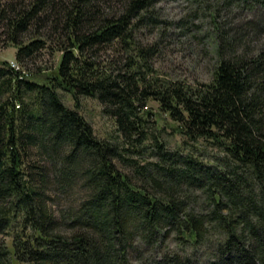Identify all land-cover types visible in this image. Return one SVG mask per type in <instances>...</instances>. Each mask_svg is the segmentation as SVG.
Listing matches in <instances>:
<instances>
[{
  "label": "trees",
  "instance_id": "16d2710c",
  "mask_svg": "<svg viewBox=\"0 0 264 264\" xmlns=\"http://www.w3.org/2000/svg\"><path fill=\"white\" fill-rule=\"evenodd\" d=\"M160 1L0 0L18 62L49 44L60 52L41 81L0 63V264H264V0H185L178 27L205 21L217 40L212 78L195 84L152 67L157 42L140 35L164 30ZM107 50L122 59L100 60ZM81 96L124 141L145 139L140 108L155 100L180 133L223 154L158 142L140 163L95 135ZM75 187L84 194L56 206Z\"/></svg>",
  "mask_w": 264,
  "mask_h": 264
},
{
  "label": "rangeland",
  "instance_id": "374dc122",
  "mask_svg": "<svg viewBox=\"0 0 264 264\" xmlns=\"http://www.w3.org/2000/svg\"><path fill=\"white\" fill-rule=\"evenodd\" d=\"M21 1L26 2L27 0ZM191 8L185 0H161L155 6V11L157 16L166 22L164 30L157 28L152 32H143V35H140L143 43L157 42L159 50L152 57L151 62L155 73L161 78L185 81L190 84L209 82L212 78V71L217 59V40L209 25L205 21L200 20H197L198 22L194 21V23L199 25L198 27H178V24L175 23L180 19L187 18ZM161 30L162 32L164 31L162 36L159 35ZM15 52L16 47L7 42L0 27V63L7 61L11 67H14L11 65L12 63L19 65L18 67L27 74L28 78L41 81L44 77L43 74L53 73L60 56V52L55 49L53 44H49L47 48L38 51L34 56L28 57L24 62H18L15 59ZM113 58L122 59L119 54H115L112 50H107L100 55V60L107 63ZM59 91L62 102L69 107H74L75 101L71 93L60 89ZM78 110L91 123L97 137L119 142L122 146L134 150L135 152L133 154L130 153L129 157L138 160L140 163L155 159L150 154L151 145L158 142H162L168 150L190 152L202 157L205 161L212 160L216 156L223 154L209 140L204 138L191 140L180 133L176 128L177 124L167 114L159 111L158 103L155 100H148L140 108V113L144 114L146 121L143 124L145 139L141 143L135 142L134 139L124 141L120 132L117 131L113 119L102 112V106L97 99L79 97ZM147 111H151L153 114H146ZM115 162L119 169L131 175L134 183H141L133 175L132 167L119 160ZM82 194L84 192L75 187L67 200L64 201L61 197L60 201L55 200L56 206L76 201ZM165 244L171 249L177 248L175 247L176 244L171 240H167Z\"/></svg>",
  "mask_w": 264,
  "mask_h": 264
},
{
  "label": "built area",
  "instance_id": "2783aa9c",
  "mask_svg": "<svg viewBox=\"0 0 264 264\" xmlns=\"http://www.w3.org/2000/svg\"><path fill=\"white\" fill-rule=\"evenodd\" d=\"M11 65H14V63H12ZM15 68H18L17 65H14Z\"/></svg>",
  "mask_w": 264,
  "mask_h": 264
},
{
  "label": "bare ground",
  "instance_id": "6f19581e",
  "mask_svg": "<svg viewBox=\"0 0 264 264\" xmlns=\"http://www.w3.org/2000/svg\"><path fill=\"white\" fill-rule=\"evenodd\" d=\"M12 66H14V65H12ZM18 67V66H17ZM19 68V67H18ZM18 68H16V69H18ZM21 73V72H20Z\"/></svg>",
  "mask_w": 264,
  "mask_h": 264
}]
</instances>
